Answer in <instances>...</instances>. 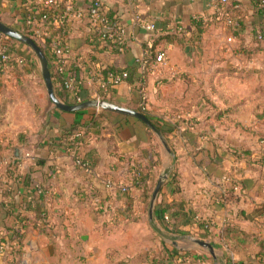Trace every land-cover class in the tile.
I'll return each instance as SVG.
<instances>
[{
  "label": "crops",
  "instance_id": "0c3cea01",
  "mask_svg": "<svg viewBox=\"0 0 264 264\" xmlns=\"http://www.w3.org/2000/svg\"><path fill=\"white\" fill-rule=\"evenodd\" d=\"M102 1L111 15L119 17L132 36L129 48L117 54L93 52L85 42L82 31L84 25L81 24L69 37L73 51L69 57L75 60L77 55L81 62L92 58L116 70H126L128 77L111 91L106 100L138 110L141 96L138 89L142 86L146 96L144 114L153 124L167 131L170 142L165 139L174 156L165 151L151 130L152 134H147L143 140L139 134L133 133L131 125L129 129L124 128L112 135L110 132L90 133L83 138L79 147L81 156L94 160L95 174L88 177L76 167L65 151L61 142V128L85 120L90 110L104 112L102 125H110L120 113L101 108L71 112L53 106L46 109L42 119L35 121V127L22 130L16 127L17 124L5 119V115L9 102L21 86L20 82L24 80L27 84L32 81V85L39 89L43 78L38 60L25 52V47L18 45V40L0 32V47L8 44L10 50L25 54L29 61L24 68L13 65L0 77V109L5 107L3 116H0V158H13L15 148H19L20 158L26 151L34 155L33 160L23 159L18 164L14 180L2 176L0 190L8 186L11 195L4 199L0 195V234L8 237L7 231L20 225L18 218L26 217L28 225L21 251L6 254L0 264H215L219 259L218 252L222 254L219 260L223 264H252L254 257L231 251L223 244L214 247L211 240L221 243V226L225 222H232L260 241L264 249V227L259 224V220H250L241 213V210L250 212L255 203H264L263 180L256 179L238 202L225 204L219 197L223 177L231 171L235 172L238 163L227 147L241 146L251 150L254 155L260 148L258 136L264 134V116L258 117L257 114L264 110V93L256 92L255 87L258 83L264 84V69L251 68L253 61L254 65L260 64V61L244 59L231 53L234 46L237 48L238 41L227 44L226 37L223 45L227 48L216 44L210 58H206L201 51L204 35L189 53L186 52L188 48L184 51L178 41L167 42L164 39L158 42L155 50H150L154 35L161 29H170L172 32L178 25L184 36H190L194 16L208 15L205 3L201 0ZM76 2L85 5L86 0ZM24 3L25 0H0V20L21 33L26 11ZM242 3L249 14L254 12L250 0H242ZM136 11L154 22L156 29H140L132 19ZM244 21L250 32L255 27L254 15L246 16ZM246 38V41H250L251 36ZM160 50H164L167 55L166 66L154 63L155 55ZM43 52L53 72L51 54L48 50ZM142 55L149 61L143 76L135 61L137 56ZM239 64L244 66L240 69L245 70L243 75L230 70L232 67L237 69ZM75 72L79 77L84 75L82 69H76ZM254 77L258 80L253 84ZM236 85L245 87L250 97L239 98ZM53 86L68 101L60 98L63 102L72 103V98L59 87L56 80H53ZM94 92L95 87L88 84L79 91L85 100H90ZM253 93L258 94V100L251 104ZM65 139L71 141L67 137ZM173 160L181 196L188 212H191V219L180 225V234L165 235L166 231L161 229L165 233L163 235L153 229V223L159 225L154 209L152 219L149 216V200L156 184L153 186V182L157 181L162 170L173 166ZM243 163L241 160L239 165L243 167ZM133 165L142 168L139 179L132 178ZM236 176L252 178L257 174L243 170ZM107 179L123 182L127 185V191L107 187ZM161 199H171L163 185L155 204ZM5 208L9 211L5 212ZM79 208L86 210V213L81 215ZM60 218L62 229H59ZM208 218L213 226L204 228L203 219ZM44 222L51 228V234L56 236V251L48 238L39 231L40 226L45 225ZM141 222H146L153 237L157 238V244L131 250L126 258L123 253L125 244L117 243L110 250L106 240H97L99 237H112L113 232H120L129 224ZM207 232L210 233L208 238L199 237ZM195 239L209 242L215 255L212 256L207 248L199 246ZM196 255L201 256V259H196Z\"/></svg>",
  "mask_w": 264,
  "mask_h": 264
},
{
  "label": "trees",
  "instance_id": "16d2710c",
  "mask_svg": "<svg viewBox=\"0 0 264 264\" xmlns=\"http://www.w3.org/2000/svg\"><path fill=\"white\" fill-rule=\"evenodd\" d=\"M205 3V7L208 10L209 0H201ZM213 4L216 5L219 9L223 8L226 11L233 13L235 16H239V23L235 26H230L227 28L228 33H231L236 37V41H238L237 52L239 56L244 59H249L252 57V54L256 52H264V40H259L256 38V32L264 29V8L256 9L254 7V12L249 14L248 9L245 8L242 0H229L227 3H221L220 0H211ZM254 6L253 0H250ZM248 15H254L255 17V27L248 32L247 24L244 21V18ZM223 17H216L215 13L199 16L198 19H192V31L190 36H184L179 30V26L177 25L175 31H170V29H161L157 34L153 37V44L150 47V50H155V47L158 45L160 40H166L167 42L176 40L180 43L183 50L187 49L186 52L189 53L192 50L193 46H196L199 41H201L202 36L207 31V29L214 23L222 22ZM250 35V41H246V37ZM263 42V43H262ZM184 50V51H185ZM148 61V59H147ZM149 63V61H148ZM147 67H145L146 70ZM234 73L239 75H243L245 70H237L232 67ZM142 75V74H141ZM143 76V75H142ZM143 78V77H141ZM141 82V80H138ZM256 92L264 93V84H256L255 87ZM140 94L144 93V88L140 86L138 89ZM55 93L59 98L68 102L63 98L60 91L56 90ZM50 101V99L48 98ZM51 102V101H50ZM52 103V102H51ZM5 112V107L0 109V116H3ZM220 115L222 114L219 113ZM219 114L217 116H219ZM104 116V112L100 111L99 113H95L94 110H90L89 116L79 122L71 123L68 126L61 128V142L66 144V147L74 146L75 144L80 147L83 143V138L90 134H99L101 132H110L112 134H117L124 128L129 129V125L133 128L134 134H139L140 138L143 140L147 137V134H152L150 129L140 120L132 118L130 116H125L123 114H117L116 118L110 123V125H102V117ZM258 117L264 116V110L260 114H257ZM155 126L161 130L165 138L168 142H170L167 131L160 125L154 123ZM80 133V137L78 138L76 135ZM73 136L71 141H67L65 138L68 136ZM112 138V136H110ZM258 142L260 143V148L257 152V155H254L251 150H245L241 146H229L227 147V151L234 158V161L237 163V168L235 167V172L231 171L229 174V180L223 181L220 186L222 187V191L220 193V200L228 204L230 201L238 202L239 199L246 195V193L251 189V187L255 184L256 179H262L264 182V134H260L258 136ZM14 159L7 164L6 171L2 173L3 178H8L14 180L16 178L14 176L15 170L18 167L20 162L21 153L19 148H15L13 151ZM88 162V166L91 171H95L94 169V160L89 157L85 158ZM243 161L244 166L241 167L239 165L240 161ZM173 166L171 168H166L165 172L168 177L164 181L163 187L167 188L168 194L171 196L170 200L161 199L155 204L154 212L155 219L159 226L155 223L152 224L153 229L161 234H165L161 229L165 230L168 235L172 234H180L179 228L180 225L191 219V212H188L185 204V200L181 196V188L179 186V179L176 167ZM241 168H240V167ZM76 167L83 172L86 176L92 177L93 175L90 172H85L83 168H80L76 165ZM243 170H249L257 174L256 177L252 178H238V173H243ZM139 173H142V168H138ZM2 177L0 178V183H2ZM156 180L153 182V186ZM9 185V183L7 184ZM2 187V186H1ZM152 190V189H151ZM0 195L2 198H7L11 195L10 188L7 186L4 189L0 190ZM5 212H8V208L4 209ZM241 213L245 218L250 220H259L260 225L264 227V203H255L250 212L246 213L241 210ZM167 217V219H166ZM26 217L18 218L20 225L16 229H10V233L7 231L9 235L7 238V243L9 244L10 250L7 254L11 255L16 250L17 252L21 251V247L23 245V239L25 237V233L27 231L28 223L25 222ZM210 221L211 219H203L202 224L205 221ZM45 225L40 226L39 231L44 234L48 240L49 244L52 246L54 251L58 248V242L56 236L51 234V228L47 226V222H44ZM59 229H62V218L59 220ZM210 233L207 232L199 237L208 238ZM169 237V236H168ZM175 239V237H170ZM219 239L221 243L212 242L214 247H220L221 244L227 246L231 251L236 253L244 254L249 258H252V264H264V249L262 243L260 241H256V239L245 230L241 229L238 224H234L232 222H225L220 229ZM65 245H66V238ZM17 244V247L15 244ZM196 259H201V256L196 255ZM193 261V260H192ZM196 261V260H195Z\"/></svg>",
  "mask_w": 264,
  "mask_h": 264
},
{
  "label": "built area",
  "instance_id": "2783aa9c",
  "mask_svg": "<svg viewBox=\"0 0 264 264\" xmlns=\"http://www.w3.org/2000/svg\"><path fill=\"white\" fill-rule=\"evenodd\" d=\"M220 1L224 4L229 0ZM253 3L256 9L264 8V0H253ZM24 4L26 11L22 19L23 34L32 38L42 50L50 52L53 72H51L50 66L49 70L52 82L56 80L59 87L69 94L72 98V103L70 104H78L85 101L79 93L80 88L85 84L95 87V92L92 94L91 99L106 100L111 91L128 77L126 70H116L100 60L89 58L85 62H81L77 55L74 57L75 60H71L69 57V54L73 52L69 45V37L81 24L84 25L82 31L85 36V42L93 52L117 54L123 53L129 48L132 36L128 34L119 17L110 14L102 0H86L85 5H79L76 0H25ZM212 13H215L216 17H223L222 23L225 28L239 23V16H235L223 8L219 9L209 0L208 14ZM198 17V15L194 16L195 19H198ZM132 19L140 29L146 31H154L156 29L154 22L148 20L137 11L133 13ZM256 38L264 40V29L256 32ZM235 41L236 37L229 33L226 37V42L231 44ZM16 52L10 50L8 44H3L0 47V77L13 65L24 68L29 63L25 54H17ZM237 55L239 56V54ZM135 61L139 64L143 75L146 71L145 67L148 65L147 59L142 55L137 56ZM70 63H72V66H69ZM154 63L160 66L167 65V55L164 50L156 53ZM236 67L240 70L244 66L239 64ZM76 69H82L84 75L79 77L75 72ZM96 109L98 110L99 108ZM138 110L142 113L146 110V96L144 93L140 96ZM73 136L70 135L67 139L72 140ZM76 136L79 138L80 133H77ZM63 147L75 165L83 168L85 172H90L92 175L95 174L89 168L87 160L79 153L77 144L66 147V144L63 143ZM22 157L19 163L23 159H34V155L29 151L24 152ZM13 159L0 158V178L2 173L6 171L7 164ZM3 168L5 169L4 171ZM132 170V178L139 179L138 166L133 165ZM226 180H229L228 175L223 177V181ZM105 185L107 187H115L121 192H126L128 189L123 182L112 179H107ZM212 226L213 223L208 220L203 224L204 228H211ZM7 239L6 235L0 234V262L10 250L9 244L6 242ZM15 245L17 247V244Z\"/></svg>",
  "mask_w": 264,
  "mask_h": 264
},
{
  "label": "rangeland",
  "instance_id": "374dc122",
  "mask_svg": "<svg viewBox=\"0 0 264 264\" xmlns=\"http://www.w3.org/2000/svg\"><path fill=\"white\" fill-rule=\"evenodd\" d=\"M226 34H229L227 31V28L224 27V24L221 22H217L212 24L207 31L204 34L202 43L201 45V51L203 52V55H205L206 58H210L211 55H213V51L215 50L214 48L215 45L217 44L218 46H221L222 48H227V46L223 45L225 42L224 39ZM13 43L15 41L13 40ZM18 45L25 47V52H27L29 55H33L36 60L37 57L35 56L34 52L27 46L24 45V43L18 42ZM263 43V42H262ZM16 44V43H15ZM225 44V43H224ZM228 44V43H227ZM216 45V46H217ZM231 47V53L233 52L234 55L239 54L237 52L236 47ZM232 54V55H233ZM251 59H256L260 61V64L254 65V61L251 65V68H256V69H264V52H256L252 54ZM211 60V59H209ZM252 62V61H251ZM264 72V70H263ZM261 74V72H260ZM257 77L253 78V84L256 82ZM27 81H30L27 79ZM21 86L17 90V92L13 95L12 100L9 102L7 110H6V115L5 119L11 120L13 124H17L16 127L19 129H24L26 127H35V121L37 119H42L43 118V113L46 111L47 108L53 107L52 103L48 100V96L46 93V89L43 83V80L40 81L39 85L40 88L36 89L31 83L28 82L25 84L24 80L20 82ZM39 87V86H38ZM236 91L238 94V97L241 98L243 96H246L245 99H248L250 96L247 95L245 87H239L236 85ZM258 94H254L252 96L251 104L255 102L257 99ZM10 122V123H11ZM5 127H9V125H6ZM79 213L81 215L86 213V210H83L82 208H79ZM112 237H99L97 240L98 241H107V245H109V249L112 250L114 248V245L117 243L120 244H125L124 245V258H126L127 254H131V250H138L142 249L144 247H151L154 244H157V238L153 237V233L148 229V226L146 222H141L139 224H129L128 226L125 227V229L121 230L120 232H113ZM118 244V245H120ZM111 245V246H110ZM66 246V245H65ZM114 253V249L112 254ZM221 252H218V258H222ZM78 257L81 255H77ZM215 262V264H223L221 260ZM209 264V262H208Z\"/></svg>",
  "mask_w": 264,
  "mask_h": 264
},
{
  "label": "water",
  "instance_id": "95a60500",
  "mask_svg": "<svg viewBox=\"0 0 264 264\" xmlns=\"http://www.w3.org/2000/svg\"><path fill=\"white\" fill-rule=\"evenodd\" d=\"M0 32L4 35H7L11 38H14L25 45H27L35 54V56L38 59L39 69L41 76L43 78L44 86L46 89V93L50 101L52 102L53 106L56 107L59 110L62 111H79L87 108H101L108 111L117 112L124 115H129L132 117H135L136 119L142 121L158 138L160 143L162 144L165 151L170 155L174 156V153L171 151L169 144L167 143L165 137L163 136L162 132L151 122V120L148 118V116L139 110L121 106L118 104H115L113 102L107 101V100H85L78 104H69L63 102L55 93L53 82L51 79V74L49 70L48 60L41 49V47L29 36L9 27L5 23H3L0 20ZM167 178V173L162 170L157 178L156 184L151 192L150 200H149V216L152 219L153 217V209L155 202L157 200V197L159 195V192L162 188L164 180ZM199 246L207 248L209 252L214 256V251L212 248V245L202 239H195L194 240Z\"/></svg>",
  "mask_w": 264,
  "mask_h": 264
}]
</instances>
